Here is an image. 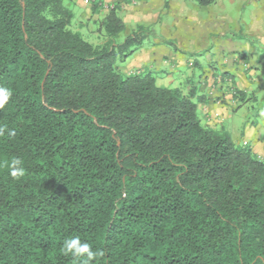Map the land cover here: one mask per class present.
<instances>
[{"label": "trees", "instance_id": "1", "mask_svg": "<svg viewBox=\"0 0 264 264\" xmlns=\"http://www.w3.org/2000/svg\"><path fill=\"white\" fill-rule=\"evenodd\" d=\"M69 1L0 0V264H81L73 236L92 264H264V158L203 125L194 88L119 70L151 29L114 6L93 45Z\"/></svg>", "mask_w": 264, "mask_h": 264}, {"label": "crops", "instance_id": "2", "mask_svg": "<svg viewBox=\"0 0 264 264\" xmlns=\"http://www.w3.org/2000/svg\"><path fill=\"white\" fill-rule=\"evenodd\" d=\"M73 1L70 0L67 3L69 8ZM187 1L190 2L191 0ZM242 1L251 5L248 10V21L242 20L239 23L230 18L231 16L228 10L226 11L223 2L215 4V7L219 8L216 15L207 13L205 16H200L197 14L199 5L193 9L195 4L190 2L191 8L188 9L183 0H102V2L115 4L117 14L125 27L128 23L131 25L128 33L137 25H145L144 27L151 25L152 28L157 29L154 31L148 27L152 29L154 35L127 57L123 62H128L119 70L127 74L133 72L151 73L156 76L155 80L161 81L162 84L175 83V87L184 85L188 90L194 88L195 97H204L201 102L197 103V112L201 123L210 129L227 132L238 145L248 142L247 136L254 134L252 135L254 143L249 146L252 147L251 149L257 156L264 158V147L260 142L263 135L262 131H255L256 127L252 125L249 127L250 125L246 124L243 128L244 138L238 143L235 137L240 134L241 130L235 131V125H230L229 122L234 120L240 107H245L244 102L230 96L231 86L238 90L242 87L251 89L252 84L260 82L261 76H264V53L262 55L260 53L264 51V0ZM76 3L84 4L81 0H76ZM167 5L169 8L166 10ZM85 10H80L81 14L77 13L76 15L82 19L87 20L91 17L90 19L94 20L95 13L90 7L88 14ZM165 12L171 16L166 17ZM169 20L170 22H168ZM168 24L170 27L165 29V25ZM215 33L220 35L231 33L233 36V38L225 36L224 44L223 41L217 42L218 47L215 53L218 54L219 59L223 57V60L217 64L220 70L210 69V71L199 74L197 79L189 75L186 81L183 80L185 85L181 82L180 69L183 66L190 67L189 65H191L185 59V55L192 53L195 55L205 49V45L199 42L200 34L209 36ZM243 34L251 36V45L234 41L235 38L244 36ZM163 40L172 41L176 48L165 46V43H162ZM251 56H254V62L257 63V68H253L256 70L242 69V61H247ZM161 75H164V78ZM243 98L244 96L241 99L243 100ZM257 128L260 129V126Z\"/></svg>", "mask_w": 264, "mask_h": 264}, {"label": "rangeland", "instance_id": "3", "mask_svg": "<svg viewBox=\"0 0 264 264\" xmlns=\"http://www.w3.org/2000/svg\"><path fill=\"white\" fill-rule=\"evenodd\" d=\"M84 4H79L76 3V0L73 1V4L70 5V9L72 10L73 14H74V18L73 21L70 25V29L73 32H77L79 33L87 42L93 44V45H97V44H101L103 43L106 38H105V33L103 32L102 28L99 26V22L102 19V16L104 15V11L106 12L108 9L112 8L115 6V4L113 2L110 3H106V2H100L99 4V10H96L94 13V20L92 19H82L79 18L78 15H76L77 13H80V10L83 11L84 9L85 12L88 14L89 13V7L91 9V2L89 3H85L84 0H81ZM183 2L185 3L186 7L188 9H190L191 7L189 6L190 2H192L193 4H195V7H193V9L197 8L196 6H198V4L194 1L191 0L190 2H188L187 0H183ZM218 2H223V5L226 8V11L228 10L229 15L231 16L230 18L233 20H237L239 23H241L242 20L244 21H248V10L250 8L249 4H246V2L242 1V0H214L213 3H211L210 5H208L207 7H201L199 5V9H197V14H199L200 16H205V14L210 13L212 15H216L217 12L219 11L218 7H215V4H218ZM167 8H169V5H167L165 7V9L167 10ZM166 13V12H165ZM93 15V13H91ZM166 15V17H170L171 14H164ZM163 15V16H164ZM170 22V20L168 21ZM172 23V22H171ZM145 26V25H144ZM148 27H151V25H147ZM131 25L128 23L126 24L124 33H128L127 31H129L131 28ZM169 24L166 26L165 25V29L169 28ZM152 28V27H151ZM154 31H156L157 29L152 28ZM151 29V31H152ZM241 29V27H240ZM239 29V31H241ZM134 28H132L131 31H133ZM152 35V34H150ZM244 35V34H243ZM225 36L229 37V38H233L231 33H225V34H211V35H199V39H200V43H203L205 46V49H203L202 51H200L201 53L195 54H186L185 55V59L188 60V63H190L191 65L188 66H183L180 69V77L182 79V83H184L186 85L185 82H183V80H187L189 75H192L194 77V79H197L199 74H203L207 71H210V69H215L217 71L220 70L219 66L217 65L219 63L220 60H223V57H221L219 59L218 54L215 53V50L218 47V43L219 41H225ZM152 36H148L147 39H149ZM121 38V37H120ZM203 38V39H202ZM251 36L247 35V36H241L240 38L237 37L234 39V41L236 42H241V44H246V45H251L252 41H251ZM159 41V40H158ZM255 45H258V43H255ZM165 46L167 47H171L169 44L165 43ZM173 52V51H172ZM260 52V50H259ZM177 54H180L179 52H176ZM261 55L264 53L260 52ZM208 54V56H206ZM254 56H251V58H248L247 61H242L241 64V68L244 70H256L253 69L254 67L257 68V63L254 62ZM126 62H117V65L119 68L123 67L125 65ZM195 63V64H194ZM194 64V65H192ZM192 66V67H191ZM167 71V70H166ZM154 76V75H153ZM164 78V75H161ZM260 76V75H259ZM156 77V76H154ZM174 78V77H173ZM255 83V82H254ZM156 84L158 86H162V87H168V88H174L175 87V83L174 84H162L161 81L156 79ZM181 84V83H180ZM251 89H247L242 87V89L238 90L237 88H234V86H231V90H230V96L232 98H238L241 102L245 103V107L242 106L238 109L237 114L234 118V120L229 121L230 125H235V131L238 129V131L241 130L240 134H237V136L235 137V140L239 143L241 141L242 138H244V133H243V128L244 126H246V124H249L251 127L254 126L255 131L259 130L262 131V137L260 139L261 144L264 147V76H261V81L255 84H252ZM179 88L183 89L184 91L187 90V87L182 85ZM239 91L243 92L244 94V98L243 100L239 98ZM246 93V94H245ZM230 97V99L232 100V98ZM260 126V129H258L257 127ZM237 131V132H238ZM229 135V134H228ZM251 134L249 136H245V138L248 140V142H244L241 144V146H246L248 148H250V150L253 152V150L251 149L252 147H250L253 143L254 140L252 138ZM251 144V145H250ZM240 145V144H239ZM250 145V146H249ZM254 153V152H253ZM259 158H263L261 156H258Z\"/></svg>", "mask_w": 264, "mask_h": 264}, {"label": "clouds", "instance_id": "4", "mask_svg": "<svg viewBox=\"0 0 264 264\" xmlns=\"http://www.w3.org/2000/svg\"><path fill=\"white\" fill-rule=\"evenodd\" d=\"M12 93L6 87H0V109H3L5 104L8 103ZM5 132V127L0 126V135ZM8 135L15 137L16 132L8 129ZM9 175L13 180H19L25 174L24 168L21 167L20 159H12L7 165ZM61 251L64 255H70L73 258H80L81 264H92V262L103 253L99 250H94L92 245L86 241H82L79 236H73L70 239L63 241Z\"/></svg>", "mask_w": 264, "mask_h": 264}, {"label": "built area", "instance_id": "5", "mask_svg": "<svg viewBox=\"0 0 264 264\" xmlns=\"http://www.w3.org/2000/svg\"><path fill=\"white\" fill-rule=\"evenodd\" d=\"M92 0H84L85 3H89L91 2Z\"/></svg>", "mask_w": 264, "mask_h": 264}]
</instances>
